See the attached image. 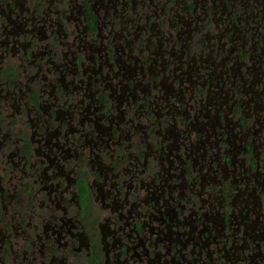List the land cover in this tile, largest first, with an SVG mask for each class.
Masks as SVG:
<instances>
[{
	"label": "flooded vegetation",
	"instance_id": "obj_1",
	"mask_svg": "<svg viewBox=\"0 0 264 264\" xmlns=\"http://www.w3.org/2000/svg\"><path fill=\"white\" fill-rule=\"evenodd\" d=\"M0 264H264V0H0Z\"/></svg>",
	"mask_w": 264,
	"mask_h": 264
}]
</instances>
